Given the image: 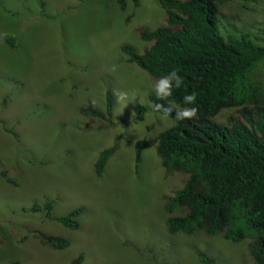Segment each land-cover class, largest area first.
I'll use <instances>...</instances> for the list:
<instances>
[{"label": "rangeland", "instance_id": "obj_1", "mask_svg": "<svg viewBox=\"0 0 264 264\" xmlns=\"http://www.w3.org/2000/svg\"><path fill=\"white\" fill-rule=\"evenodd\" d=\"M125 3L122 11L115 0H0V264H201V252L216 264H253L248 239L167 232L166 219L185 211L166 215L164 197L187 176L166 173L155 153L157 135L172 122L154 111L148 95L165 82L122 50L142 54L149 43L138 32L163 26V10L158 0ZM219 27L224 37L264 41V0L227 3ZM109 91L108 120L80 114L83 107L105 113ZM136 107L145 110L142 120ZM233 113L223 110L214 120L224 123ZM140 140L145 147L136 162ZM113 146L98 176V156ZM33 205L41 211L33 213ZM76 209L79 229L56 221ZM39 234L69 246L52 249Z\"/></svg>", "mask_w": 264, "mask_h": 264}, {"label": "trees", "instance_id": "obj_2", "mask_svg": "<svg viewBox=\"0 0 264 264\" xmlns=\"http://www.w3.org/2000/svg\"><path fill=\"white\" fill-rule=\"evenodd\" d=\"M115 1L122 11L126 9L125 0ZM234 1L158 0L163 26L138 32L149 47L142 54L130 46L122 50L130 63L165 82L160 91L149 94L155 111L172 122L158 134L155 151L167 173L187 175L183 187L164 198L167 214L185 211L166 220L167 232L185 237L196 232L220 234L235 243L248 239L252 263L264 264V41L255 42L248 35L223 36L220 9ZM3 40L15 46L12 39ZM111 108L108 92L107 115ZM193 108L195 115H186ZM227 109L234 113L224 123L214 120ZM144 112L143 107L135 108L138 120ZM80 114L104 118L92 108H82ZM144 145V141L135 145L137 162ZM113 152L110 148L100 153L95 163L98 176ZM31 210L38 213L41 208L33 205ZM43 210L50 218L52 204L46 203ZM80 215L76 209L56 221L77 230ZM37 238L55 250L69 246L61 238L41 234ZM198 259L215 264L204 253Z\"/></svg>", "mask_w": 264, "mask_h": 264}, {"label": "clouds", "instance_id": "obj_3", "mask_svg": "<svg viewBox=\"0 0 264 264\" xmlns=\"http://www.w3.org/2000/svg\"><path fill=\"white\" fill-rule=\"evenodd\" d=\"M162 27V26H161ZM153 31V30H152ZM148 43V42H147ZM109 93H110V91H109ZM111 94V93H110ZM106 95H107V93H106ZM106 95H105V103H106ZM111 97H112V95H111ZM148 98H149V95H148ZM195 97H188V99L189 100H192V99H194ZM113 99V98H112ZM83 108H86V107H83ZM153 108H154V105H153ZM82 109V108H81ZM93 109H95V108H93ZM95 110H97V109H95ZM98 111H100V110H98ZM154 111H155V109H154ZM101 112V111H100ZM111 112H112V108H111ZM156 112V111H155ZM102 114H104V118L103 119H101V118H99V119H101V120H104V119H106V120H108L109 119V117H110V115H111V113H110V115H107V113H106V107H105V113H103V112H101ZM145 113V112H144ZM157 113V112H156ZM195 113H196V109H192L190 112H188V113H186V115H188L189 117H192V116H194L195 115ZM136 114V113H135ZM105 115H107V118L105 117ZM160 115V114H159ZM143 116H144V114H143ZM162 116V115H161ZM87 117V116H86ZM136 117H137V115H136ZM163 117H165V116H163ZM94 118V117H93ZM167 118V117H166ZM138 119V118H137ZM143 119V118H142ZM141 119V120H142ZM169 119V118H168ZM170 120V119H169ZM171 121V120H170ZM172 126V125H171ZM170 126V127H171ZM169 127V128H170ZM168 129V128H167ZM166 130V129H165ZM164 131V130H163ZM162 132V131H161ZM158 136V135H157ZM140 141H144V140H140ZM137 142H139V141H137ZM136 142V143H137ZM145 142V141H144ZM136 143H135V145H136ZM144 147H145V145H144ZM156 147V146H155ZM110 148H113L114 149V152H113V154L115 153V151H116V146H113V147H109V148H105L104 150H102L101 152H103V151H105V150H107V149H110ZM144 149V148H143ZM100 152V153H101ZM134 153H135V146H134ZM142 153H143V151H142ZM155 153H156V151H155ZM112 154V155H113ZM100 155V154H99ZM112 155L110 156V157H112ZM156 156H157V154H156ZM99 157V156H98ZM110 157H109V159H110ZM141 157H142V154H141ZM158 157V156H157ZM108 159V160H109ZM159 159V158H158ZM98 160V159H97ZM108 160H107V162H108ZM135 160H136V157H135ZM159 161H160V159H159ZM107 162H106V164H107ZM137 162V161H136ZM140 162V161H139ZM106 164H105V167H106ZM160 165H161V162H160ZM104 167V168H105ZM162 167V166H161ZM163 168V167H162ZM165 171V170H164ZM103 172V171H102ZM166 172V171H165ZM96 173V172H95ZM167 173V172H166ZM172 173H178V172H172ZM102 174V173H101ZM183 174V173H182ZM187 176V175H186ZM187 180V179H186ZM186 182V181H185ZM184 185V184H183ZM183 187V186H182ZM181 187V188H182ZM180 188V189H181ZM179 189V190H180ZM175 194V193H174ZM173 194V195H174ZM173 195H171V196H166V197H172ZM165 198V197H164ZM165 202V201H164ZM165 204V203H164ZM166 213V212H165ZM166 215H167V213H166ZM171 215V214H170ZM169 214H168V216H170ZM170 217H172V216H170ZM169 218V217H168ZM167 218V219H168ZM166 219V220H167ZM80 225V224H79ZM165 225H166V221H165ZM167 229V228H166ZM197 233V232H196ZM176 235H181V234H176ZM176 235H171V236H176ZM181 236H183V235H181ZM185 237V236H184ZM201 253H203V252H201ZM249 253V252H248ZM199 254L200 253H198L197 254V259H198V257H199ZM205 254V253H204ZM208 256V255H207ZM210 258V257H209ZM212 259V258H211ZM214 260V259H213ZM198 261H199V259H198ZM215 261V260H214ZM200 262V261H199ZM201 263V262H200ZM202 264V263H201ZM216 264V263H215Z\"/></svg>", "mask_w": 264, "mask_h": 264}, {"label": "crops", "instance_id": "obj_4", "mask_svg": "<svg viewBox=\"0 0 264 264\" xmlns=\"http://www.w3.org/2000/svg\"><path fill=\"white\" fill-rule=\"evenodd\" d=\"M163 234V242L161 243L162 245H166L167 246V248H166V250H168V243L170 242V238H168L169 237V234H167L166 233V231L164 230L163 232H162ZM171 237V236H170ZM173 237V236H172ZM160 240V239H159ZM163 250H165V249H163ZM197 262H199L198 260H197Z\"/></svg>", "mask_w": 264, "mask_h": 264}]
</instances>
